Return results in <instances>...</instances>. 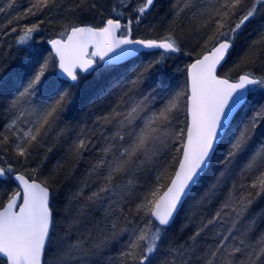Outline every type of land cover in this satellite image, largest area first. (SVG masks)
Returning a JSON list of instances; mask_svg holds the SVG:
<instances>
[{
    "label": "snow or ice",
    "instance_id": "6c2138e0",
    "mask_svg": "<svg viewBox=\"0 0 264 264\" xmlns=\"http://www.w3.org/2000/svg\"><path fill=\"white\" fill-rule=\"evenodd\" d=\"M155 6L113 0L106 12L72 0L61 12L62 0H30L0 25L25 53L15 68L0 64V264H264V208L253 207L264 197V141L254 140L264 128V100L254 99L264 95V27L241 57L247 70L223 71L264 0H173L164 34L138 35ZM51 11L59 31L45 38V20L29 18ZM186 15L202 21L191 51L175 23ZM173 54L195 58L173 71ZM93 75L112 76L104 110L67 123L72 89ZM53 134L69 137L75 160L93 154L66 192L56 169L30 166L53 150ZM217 200L187 238H168L189 201L191 221Z\"/></svg>",
    "mask_w": 264,
    "mask_h": 264
},
{
    "label": "trees",
    "instance_id": "16d2710c",
    "mask_svg": "<svg viewBox=\"0 0 264 264\" xmlns=\"http://www.w3.org/2000/svg\"><path fill=\"white\" fill-rule=\"evenodd\" d=\"M99 3L103 4L105 7V11H108L109 5L112 4L113 0H98ZM157 2H164L162 8L166 11L163 13V19L165 24V29L172 24L171 19V12L170 8L172 6L173 0H156ZM204 3H208L209 0H203ZM5 0H0V5H4ZM30 0H16V4L12 9H7L5 12L0 13V25L6 24L8 20L12 19L16 16L17 13H23L29 7ZM62 3L65 5V8H62L60 11L63 12L66 10V7L72 3V0H62ZM156 6L152 9V13L155 11ZM59 13L57 11L48 12L47 15L41 14L38 17H30V21H37L39 19H44L45 23L42 26L41 35L45 38L53 35L55 32L59 31V23L57 21V16ZM87 15V14H85ZM151 17L152 14L150 15ZM98 18V17H97ZM52 20L53 23H48V20ZM29 20H21V24L28 23ZM179 26L178 35L181 37L182 41L185 42L186 48L185 51H191L194 45L196 44L197 40L199 39V35L193 31L194 28L199 27L202 21L198 19H189L187 15L184 19H177L175 22ZM264 27V17L257 16L255 20L251 24H249L245 30L242 31V34L237 38V45L235 51L231 54L228 59V62L224 65L223 71L228 72L229 69L233 77L241 74L242 72L246 71L247 68L243 63H241V57L244 55L245 50L247 49L248 45L257 37V34ZM164 29V30H165ZM251 29V30H249ZM137 34L140 36L146 35H155L150 34L148 32L138 31ZM156 31V30H154ZM246 31V32H245ZM143 32V33H142ZM9 45L11 47L9 48ZM46 47V45H45ZM25 53L22 48H19L12 36L4 38L0 37V64H5L10 68H15L19 65V63L24 59ZM189 58L185 63H191L192 60L195 58L194 55L187 56L182 54H173L172 58L168 61L169 67L173 68V71L176 67H181L184 60ZM261 60L264 61V53H261ZM234 65H239V67H234ZM257 72L260 71L259 68L256 69ZM122 74L120 69H117L116 73L112 75ZM177 80H183V75L180 73H175ZM112 76L105 75L103 77H97L95 75L89 76L87 82L85 84V88L83 94L81 93L80 97L76 102L75 107L71 108L66 114V122L67 123H75L80 117L84 116L85 113L91 115L93 112L103 111L104 109L101 107L102 104H106L108 101H105L103 97L100 96V93L108 88ZM101 81H107L101 83ZM88 87V88H87ZM11 91V88L8 89ZM91 95V96H88ZM254 99L257 100H264V95L257 96ZM247 109H245L246 111ZM243 113H241L242 115ZM6 114L4 108V99L0 96V125H2L5 121ZM240 116L237 117V121H239ZM264 128L257 129V136L254 137V140L258 142L264 141ZM48 144L52 146L53 150L47 153V158L44 159L46 149L41 148L35 154L32 164L30 166H34L35 163H38L43 160L44 162V173L47 174L48 172L52 171L53 169L57 170V175L61 181V191L66 192L68 189L74 187L76 180L80 177V175L85 171L86 165L91 162L93 159V154L85 153L84 159L82 161H77L75 158L69 156L68 154V147H69V137L65 136L63 139H56L55 134L53 137L48 140ZM78 165V166H77ZM58 166V168H57ZM171 169H169V173ZM210 178V177H209ZM167 179V178H166ZM165 179V183H166ZM237 185L241 182L240 179L235 181ZM246 182V181H245ZM59 186V185H58ZM7 187V185H0V188ZM62 198V197H61ZM191 201L189 204L185 205V211H182L180 216L177 218L175 224L169 229L168 236L169 239H176V240H183L187 238L188 235L194 230L196 224L198 223L199 218H201V214L203 216H211L213 213L216 212L219 200L213 202L210 205H205L204 208L200 210H194L197 219H193L188 221L185 219L189 213L187 209L189 208ZM255 209L264 208V197L260 198L257 204L254 206ZM188 224L189 227L187 230L179 233L181 230L182 225ZM264 227V223L260 225ZM211 234H209L210 236Z\"/></svg>",
    "mask_w": 264,
    "mask_h": 264
},
{
    "label": "rangeland",
    "instance_id": "374dc122",
    "mask_svg": "<svg viewBox=\"0 0 264 264\" xmlns=\"http://www.w3.org/2000/svg\"><path fill=\"white\" fill-rule=\"evenodd\" d=\"M163 3L164 2H157L156 3V9H155V11L153 13L151 12V14H152L153 17H151L150 16L151 14H149L147 16L145 22L142 25L139 26L138 29H140V30H138V31H141L142 30L143 32H148L150 34H155V35H152V37H156L158 35H163L164 34L165 24H164V19H163V15H164L163 13L166 10L164 8H162V5H164ZM150 25L151 26H154L151 31L149 30V26ZM154 30H156V31H154ZM249 30H251V29H249ZM232 74H234V73L231 72V75ZM86 82H87V80H82L78 89H72L73 92H76L78 94V97H80L83 94L84 89H86L85 88ZM80 93H81V95H79ZM88 96H91V95H88ZM181 232L182 231L180 230L179 233H181ZM168 238H169V236H168ZM158 264H159V261H158Z\"/></svg>",
    "mask_w": 264,
    "mask_h": 264
},
{
    "label": "bare ground",
    "instance_id": "6f19581e",
    "mask_svg": "<svg viewBox=\"0 0 264 264\" xmlns=\"http://www.w3.org/2000/svg\"><path fill=\"white\" fill-rule=\"evenodd\" d=\"M187 60H189V58H186V60H184V63H182V66L183 67L185 65V63L187 62ZM104 82H107V81H101V83H104Z\"/></svg>",
    "mask_w": 264,
    "mask_h": 264
}]
</instances>
